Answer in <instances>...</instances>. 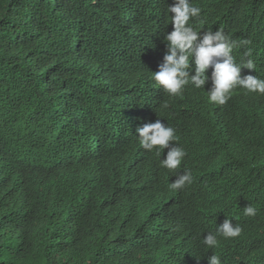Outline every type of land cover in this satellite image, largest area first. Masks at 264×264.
<instances>
[{"label":"trees","instance_id":"1","mask_svg":"<svg viewBox=\"0 0 264 264\" xmlns=\"http://www.w3.org/2000/svg\"><path fill=\"white\" fill-rule=\"evenodd\" d=\"M172 2L0 0V264H264V95L209 103L211 66L205 88L156 84ZM190 2L201 34L250 41L232 55L264 79V0ZM157 119L186 151L176 170L139 144ZM227 218L240 236L207 247Z\"/></svg>","mask_w":264,"mask_h":264},{"label":"clouds","instance_id":"2","mask_svg":"<svg viewBox=\"0 0 264 264\" xmlns=\"http://www.w3.org/2000/svg\"><path fill=\"white\" fill-rule=\"evenodd\" d=\"M167 13H171V25L173 30L167 33L164 39L167 41V53L163 63L159 64L158 71L152 72V79L161 86L169 96H180L185 86L191 84L196 89L205 88L209 77L206 75L211 66L212 86L207 91L209 103L225 105L237 88L246 90L247 93L264 95V79L253 75H241V69H255L251 50H248L237 63L232 55L235 48L248 45L247 39L233 40L222 29L216 31L207 30L201 34L192 23L199 18L201 8L195 6L190 0H173L167 7ZM247 57V58H246ZM191 61V63H190ZM194 66V67H193ZM194 71V74H191ZM164 107H167L165 104ZM140 146L147 150H155L157 155L161 150L167 149V154L160 161L161 167L168 170H176L181 166L186 156V151L177 146L173 141L177 140L176 130L163 123L160 119L148 122L136 129ZM192 183V174L185 170L176 175V179L170 183L173 190L183 189ZM257 209L248 205L244 207L245 216H255ZM242 228L233 226L230 219H226L220 227H216L215 233H208L203 238V243L209 248L218 246V237L225 239L240 236ZM208 264H221L218 255H211Z\"/></svg>","mask_w":264,"mask_h":264}]
</instances>
